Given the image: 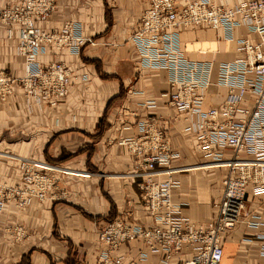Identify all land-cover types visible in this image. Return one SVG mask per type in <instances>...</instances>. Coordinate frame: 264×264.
I'll list each match as a JSON object with an SVG mask.
<instances>
[{"label":"crops","instance_id":"1","mask_svg":"<svg viewBox=\"0 0 264 264\" xmlns=\"http://www.w3.org/2000/svg\"><path fill=\"white\" fill-rule=\"evenodd\" d=\"M214 1L228 7L246 0ZM13 3L0 0V6ZM145 8V0H54L47 19L37 22L40 29L53 31L65 21H79L83 33L95 38L97 45H86L78 55L49 49L37 56L43 64L63 61L75 72L69 94L56 104L29 100L18 84L0 102V184H22L21 160L56 167L49 172L56 180L45 198L21 208L9 201L0 211V264H96L103 250L96 232L99 224L124 215L146 228L154 225L139 197L138 179L130 176L132 156L119 144L125 137L140 135L137 122L147 113L161 117L170 146L179 153L172 165L186 168L173 175L178 183L172 190L173 202L197 226H206L215 217L212 204L222 195L226 169L203 166L205 158L195 150L193 137L182 131L183 121L159 97L167 86V72L139 67L138 53L128 40ZM216 33L220 38L215 62L236 57L235 37H255L245 27L236 28L233 39L225 38L221 29ZM181 37L188 46L193 40L214 37V32L185 31ZM16 43L15 34L7 37L0 24V70L15 78L23 69ZM83 73L86 81L79 78ZM226 92L225 86L211 84L206 104L218 106ZM151 99L153 107L142 106ZM86 172L91 175L83 176ZM247 201L250 210L264 218V194L254 195L249 186ZM262 233L244 221L236 223L221 237L220 264H264L259 253ZM142 252L147 257L141 264H163L164 254L151 252L141 240L122 245L117 254L122 264H134ZM191 255L185 249L171 261L180 263Z\"/></svg>","mask_w":264,"mask_h":264},{"label":"built area","instance_id":"2","mask_svg":"<svg viewBox=\"0 0 264 264\" xmlns=\"http://www.w3.org/2000/svg\"><path fill=\"white\" fill-rule=\"evenodd\" d=\"M145 2L146 8L128 37L138 53V66L167 72V86L159 97L183 121L182 131L193 137L195 150L205 158L203 166L225 168L226 174L222 195L212 204L215 217L206 226L195 225L172 200V190L178 184L173 175L186 168L172 165L179 153L171 148L161 117L144 115L137 122L140 135L125 137L119 144L132 156L130 176L138 179L139 197L154 225L146 228L124 215L99 224L96 232L103 250L96 264H122L117 251L134 240H141L151 252H162L163 264H220L221 237L236 223L244 221L250 228L264 230V218L250 210L247 201L249 186L254 195L264 194V0L228 7L214 0ZM53 9L54 0H14L0 6V24L7 37L15 34V49L23 66L17 78L0 70V102L18 84L29 100L56 104L69 94L75 72L63 61L43 64L37 56L49 49L78 55L86 45H97L76 20L63 22L58 30L40 29L37 22L45 21ZM238 27H245L255 37H235ZM220 29L225 38L236 39V57L231 61L214 60ZM195 30L212 31L214 37L193 40L186 46L181 33ZM201 44L214 46L203 48ZM79 78L88 79L86 73ZM211 84L227 88L218 106L206 104ZM142 106L153 107L154 100ZM19 167L22 184H0V211L9 201L21 208L33 199L42 200L56 180L49 174L56 167L46 162L21 160ZM260 236L264 240V233ZM185 249L192 252L190 258L171 261ZM259 253L264 256V243ZM146 257L145 252L140 253L134 264H141Z\"/></svg>","mask_w":264,"mask_h":264},{"label":"bare ground","instance_id":"3","mask_svg":"<svg viewBox=\"0 0 264 264\" xmlns=\"http://www.w3.org/2000/svg\"><path fill=\"white\" fill-rule=\"evenodd\" d=\"M202 168V167H201ZM207 168H213L212 166H208Z\"/></svg>","mask_w":264,"mask_h":264},{"label":"trees","instance_id":"4","mask_svg":"<svg viewBox=\"0 0 264 264\" xmlns=\"http://www.w3.org/2000/svg\"><path fill=\"white\" fill-rule=\"evenodd\" d=\"M18 264H20V263H18Z\"/></svg>","mask_w":264,"mask_h":264}]
</instances>
